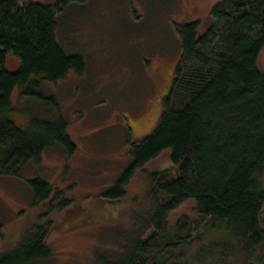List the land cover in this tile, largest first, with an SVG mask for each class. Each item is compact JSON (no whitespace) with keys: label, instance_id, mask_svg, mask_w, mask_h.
Masks as SVG:
<instances>
[{"label":"trees","instance_id":"trees-1","mask_svg":"<svg viewBox=\"0 0 264 264\" xmlns=\"http://www.w3.org/2000/svg\"><path fill=\"white\" fill-rule=\"evenodd\" d=\"M70 1L0 0V176L18 175L48 147L62 146L68 154L77 149L67 121L52 115L59 108L56 98L41 90L42 80L57 82L86 69L83 57L67 53L57 40L55 11ZM211 12L216 25L204 32L197 19L180 27L182 55L160 119L151 133L131 143L129 165L104 193L107 201L121 200L134 174L169 150L171 166L148 173L151 216L124 237L116 253L99 251L89 264H190L192 256L208 264L218 250L227 256L228 242L203 240L188 217L170 223L171 212L190 199L202 218L224 223L240 251L251 254L264 242V72L258 67L264 0H221ZM9 56L16 67L7 66ZM16 87L49 106L44 118L24 126L15 122ZM175 97L183 105L175 107ZM29 184L36 204L57 201L58 192L41 177ZM70 205L62 197L58 208ZM52 226L31 227L13 249L0 253V264L49 260ZM2 229L0 224V235Z\"/></svg>","mask_w":264,"mask_h":264},{"label":"rangeland","instance_id":"rangeland-1","mask_svg":"<svg viewBox=\"0 0 264 264\" xmlns=\"http://www.w3.org/2000/svg\"><path fill=\"white\" fill-rule=\"evenodd\" d=\"M218 1L71 0L55 11L59 44L67 53L80 54L86 69L70 71L57 82L42 80L41 90L56 98L59 108L52 115L67 121L77 149L68 154L62 146L48 147L18 175L0 176V253L13 249L31 227L53 223L47 238L53 254L38 264H89L99 251L112 254L151 216L148 173L171 166L169 150L134 174L121 200L107 201L104 193L129 165L131 143L151 133L160 119L182 55L180 27L196 19L202 32L214 27L211 9ZM17 63L8 57L9 68ZM258 67L264 72V47ZM182 100L175 97L174 106L183 105ZM12 102L11 116L22 126L44 118L49 107L20 87ZM38 176L58 192L52 206L50 200L35 203L29 182ZM62 197L71 203L69 211L59 210ZM183 217L199 225L203 240L231 246L227 256L218 250L208 264L223 259L225 264H264V242L251 254L240 251L224 223L202 218L194 200L171 212L169 221L175 224ZM189 262L200 264L193 256Z\"/></svg>","mask_w":264,"mask_h":264},{"label":"flooded vegetation","instance_id":"flooded-vegetation-1","mask_svg":"<svg viewBox=\"0 0 264 264\" xmlns=\"http://www.w3.org/2000/svg\"><path fill=\"white\" fill-rule=\"evenodd\" d=\"M191 6V8L193 9V5H190ZM196 7V6H195Z\"/></svg>","mask_w":264,"mask_h":264}]
</instances>
